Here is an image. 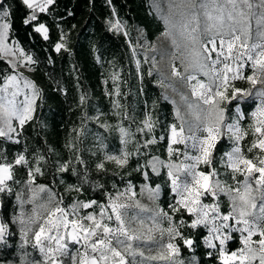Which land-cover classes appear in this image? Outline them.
I'll use <instances>...</instances> for the list:
<instances>
[{
    "label": "snow or ice",
    "instance_id": "6c2138e0",
    "mask_svg": "<svg viewBox=\"0 0 264 264\" xmlns=\"http://www.w3.org/2000/svg\"><path fill=\"white\" fill-rule=\"evenodd\" d=\"M20 2L30 10L23 20L24 25L30 26L35 33L42 34L43 39L48 40L49 29L40 21V14H50V6H53L56 0ZM166 2L169 7L167 15L163 14L158 2L156 7L161 12V19L165 24L163 35L171 37V75L179 78L191 93L192 99L181 93V101L192 119H186L179 106L175 108V116L180 125L179 131L176 124L171 125V144L168 152L169 155L174 151L179 154L180 150L173 149L172 145L183 144V161L179 164H165L153 156L145 165L138 166L134 171H142L143 167L150 166L152 172L160 175V167H166L171 191L179 197L175 204L169 205L171 212L178 213L183 209L190 217L194 215L195 218L191 219L190 223L181 220L178 226L174 225L169 213L158 208L148 209L138 200H134L137 193L132 191L131 185L117 196L108 194L106 203L92 199L87 202L77 200L70 206H61L63 198H57L50 188L45 185L34 187L35 174L43 175L39 166L33 169L23 154H19L13 163H8L5 161L3 150L0 149V193L13 192L8 183H18L14 180L13 168L16 165H24L28 166L29 178L25 187L32 195L25 201L23 191L16 193L21 206L24 203L35 204L41 199L40 193L47 194L46 202L38 206L46 215L38 211L37 207H33L26 218L22 212L12 221L18 220L21 225L24 245L29 244V233H32L31 246L41 254L39 261L23 260L22 264H154L157 261L162 264H184L183 260L177 259L179 247L171 242L165 244L162 239H156L153 232L160 230L163 236L166 231L170 241L179 237L185 246L193 248L194 239L191 236L185 237L179 229H196L198 226L207 229L205 244L208 248L217 250L223 264H229L230 261H239V264H253L258 261V264H264V87H256L257 84L264 83V0ZM5 4L6 0H0V59L9 57V74L0 73V138H4L5 142L19 143V140L14 138L21 135V131L17 129L22 130L24 125L33 119L40 92L31 81L22 79V75L18 74L19 68L28 67L35 61L18 46L17 41H13L11 45L7 43L12 20L10 6L6 7ZM110 23L113 30L120 31L122 24L119 20ZM124 34L127 35L126 32ZM62 41L63 36L61 42L55 44L56 52L65 49ZM152 50L155 51L154 48ZM133 54L135 55V49ZM177 60L183 71L177 67ZM145 62L152 63V69L148 72V75H152L155 57H151L149 61L146 56ZM137 66L139 67V61ZM235 81H246L251 87H237ZM160 82L162 84L163 80ZM26 89H31V92L25 91ZM21 95L23 99H19ZM164 98L169 99L167 96ZM83 101L82 96L81 102ZM248 101H256L255 109L250 113L241 110V105ZM115 106L121 107L118 103ZM248 119L253 123H249L245 128L242 121ZM141 123L143 127H138L137 132L144 133L147 130V133H152L157 121L153 120L151 114H146ZM118 130L121 143L126 145L129 131L124 127H119ZM203 133L206 135H202ZM249 135L253 138L246 152L259 150L251 157L246 155L240 146V142ZM225 137L233 145L231 150L219 159V163L226 170L223 173L226 178L214 179L222 175L215 167L214 150L220 139ZM154 143L155 137L145 139L137 148L136 154L140 155L141 149H147ZM189 149L197 154L190 155ZM131 155L122 150L120 155H106L105 159L124 168L128 165ZM42 159L43 157L38 158L37 165ZM202 164L207 166L206 169L198 170ZM96 167L98 170H104L105 165L100 162ZM229 169L230 172L227 171ZM58 170L68 171V166L60 165ZM142 175L145 180L149 179L147 171H142ZM97 187L103 188V185ZM68 188L80 191L79 187L72 185ZM146 190L149 199L155 201L158 198L159 185L154 189L143 185L140 194L143 195ZM221 194L227 196L231 202V210L224 215L221 214L219 202ZM122 197H127L133 202H121ZM205 197H211L216 202L205 203ZM82 209L93 211L82 215ZM130 209L139 211L132 212ZM144 213L151 215L145 216ZM162 219L168 221L170 226L167 229H160ZM230 220L235 223H229ZM233 233H240L242 247L229 253L225 246L228 241L234 239ZM9 235V225L0 220V242L6 244ZM253 237L258 238L254 240ZM214 241H218V244ZM152 246L157 249L156 255L146 256L145 250L151 252ZM208 255L213 256L214 253L209 251ZM189 264H197L195 257Z\"/></svg>",
    "mask_w": 264,
    "mask_h": 264
},
{
    "label": "trees",
    "instance_id": "16d2710c",
    "mask_svg": "<svg viewBox=\"0 0 264 264\" xmlns=\"http://www.w3.org/2000/svg\"><path fill=\"white\" fill-rule=\"evenodd\" d=\"M148 3L149 0H56L50 6V14H40V21L49 29V39L45 40L42 34L24 25L23 20L30 10L20 0H6L5 6H10L12 20L9 39L17 41L18 46L33 57L35 63L31 64L26 78L39 90L40 96L33 119L19 130L21 135L15 137L19 143L0 138V149L8 163L23 154L33 169L39 166L43 175L35 174V184L45 185L57 198L62 197L61 206H70L77 200L95 199L106 203L108 194L114 196L129 185L135 189L142 185L154 189L159 185L155 205L169 213L172 223L178 226L181 220L190 223L194 216L190 217L183 209L178 213L171 212L169 205L175 204L176 194L171 191L167 168L162 167L160 175H156L150 166L143 167L142 171L149 173L148 180L142 171H134L153 156L171 159L168 152L171 125L176 124L177 128L179 125L174 104L164 98L163 86L168 83L167 78L156 69L148 75L152 66L145 62L142 51L137 48V28H143L151 40L162 31L161 21L149 12ZM116 20L122 24L119 32L111 28L110 22ZM62 36L66 47L56 52L55 44L61 42ZM0 73L9 74L4 58L0 59ZM116 103L121 107L117 108ZM254 107L255 103L249 102L243 104L242 110L250 113ZM146 114H151L157 124L152 133L147 130L137 132L138 127H143L141 122ZM251 121H242V126L247 128ZM119 127L130 133L126 145L121 143ZM153 137L156 143L141 149V154L137 155V148L145 139ZM250 137L243 141V151L249 157L254 155V152H246ZM232 146L224 138L214 150V163L222 173L221 179L226 178L223 175L226 170L219 159ZM122 150L132 154L124 168L105 159L106 155H120ZM254 151L259 152L258 149ZM40 157L43 159L37 165ZM224 159L226 162L227 158ZM100 162L104 163V170L97 169ZM63 164L68 166V171L58 170ZM27 171L28 166H14V180L18 183L8 182L13 189L11 194L0 193V220L9 225L11 233L6 244L0 242V263L20 260L21 233L12 217L18 201L15 191L29 179ZM69 185L79 187L80 191L69 190ZM97 185H103V188ZM91 211L93 209H86L84 214ZM179 230L185 237L191 236L195 243L193 248H188L177 237L182 252L177 259L187 263L195 257L197 264H223L217 252L208 255L210 249L204 244L208 234L205 228L182 227ZM238 247V239H234L228 242L227 250L232 252Z\"/></svg>",
    "mask_w": 264,
    "mask_h": 264
},
{
    "label": "rangeland",
    "instance_id": "374dc122",
    "mask_svg": "<svg viewBox=\"0 0 264 264\" xmlns=\"http://www.w3.org/2000/svg\"><path fill=\"white\" fill-rule=\"evenodd\" d=\"M156 2H158L159 8L162 9L163 14L167 15L169 13V7H168V4H167L166 0H156ZM156 2H154V0H149L148 10L153 16H155L158 20L161 21L162 31L159 34H157L151 40L145 34V30L143 28H137L135 30L137 48L142 51L144 59L147 56V58L150 61L151 57H153V56L155 57V61H156L155 69L160 71L165 76V78H167V80H168V83H166L163 86V94H164V96H167L169 98L168 100L170 102L175 101L176 102L174 104L175 108L177 106H179L181 113L184 114L186 119L190 120V119H192V117L188 114L186 106L181 101V93H183L184 95H187L190 99H192L191 93H190L189 89L187 88V86L182 81H180L179 78L173 77L171 75V67H170V65H171V62H172L171 53L173 51V47H172V44H171V37L163 35V33L165 32V24H164L163 20L161 19V12L157 10ZM253 25H254V22H253ZM12 42L13 41L12 40L10 41V39L8 38L7 43L9 45H11ZM152 48H154L155 51H153ZM3 58L5 60L9 59V57H7V56H4ZM13 59H15V58H13ZM148 64L152 66L151 62H148ZM176 64H177V67H179L180 70L183 71V68L180 66L179 60L176 61ZM31 69H32L31 65L28 66V67H21V68L18 69V72L20 74H22V79H27L26 75L31 71ZM200 79H204V77H200ZM234 83L236 84L237 87H241V88H245V89L251 87V85H249L246 81H235ZM21 87H23L22 83H21ZM256 87L257 88L264 87V83H259V84L256 85ZM10 90H12V89H10ZM25 91H28L30 93L31 89H26ZM19 99H23V95H21L19 97ZM249 102H254L256 104V101H248L246 103H249ZM222 106H224V105H222ZM242 106H243V104L241 105V110H242ZM229 107H231V106H229ZM254 109H255V107L253 108V110ZM232 111H235V109L233 108ZM226 115H227V113H226ZM178 123L180 125L179 119H178ZM250 123H253V121H251ZM15 125H16V122L14 121V126ZM179 125H178V128H177L178 131H179ZM17 130L19 131L20 129L18 128ZM185 135H187V133H185ZM202 135H206V133H203ZM247 137L248 136H245V138H247ZM245 138H244V140H245ZM252 138L253 137L251 136L250 137V142H251ZM222 139H224V138H221L220 141ZM244 140H242L240 142V146L242 147V151H243V148H244L243 147V141ZM172 147H173V149H179L180 153L177 154L174 151L171 154V159L170 160H162L161 158L158 157L160 160L164 161L165 164H168V163L179 164L181 161L184 160L183 153H184V150H185V146L183 144H178V145H172ZM253 152H254V154H257L255 151H253ZM189 154L190 155H196L197 153L194 150L189 149ZM161 168L162 167H160V170H161ZM205 169H206V166L202 164V165L199 166L198 170H205ZM214 179H221V178L219 176V177H216ZM241 179H242V177H241ZM35 186H36V184L34 185V187ZM142 186H140L139 189H135L131 185L132 191L137 193V195L134 198V200H138L144 207H146L148 209H152V210L157 209L158 207H156L157 205H155V201L149 199V194H148L147 190L143 193V195L140 194V190H141ZM128 187L124 188L119 193L124 192L125 189H127ZM148 188H149V186H148ZM21 191H23V193H24V197L23 198H24L25 201H27L28 198L31 197V195H32L31 191H29L25 187V182L22 183L17 188V190L15 191V194L18 193V192H21ZM119 193H117L114 196H117ZM129 195H130V193H129ZM39 196L41 197V199H38L35 204L24 203L23 206H21L20 201H17V209H16L15 214H13L14 216L12 217L13 221L15 220L16 217H19L22 212L25 213V218H26V215L31 213L33 207H37L38 211H40L43 215H46L44 210L40 209L38 206L41 203L46 202L47 194L46 193H40ZM178 199H179V197L176 196V200H178ZM121 202L132 203L133 201L128 200L127 197H122L121 198ZM203 202H205V203H214L216 201L213 198H211V197H205ZM219 202H220V207H221V214L222 215L227 214L228 211L231 210V202L228 200V197L223 195V194H221V196L219 197ZM257 203L259 204V201H257ZM0 207H1V203H0ZM224 207L227 208V211H225V212L222 211ZM85 210L86 209H82L81 210V214L82 215L84 214ZM109 211H110V209H109ZM130 211L136 212V211H139V209H130ZM144 215L148 216V215H151V213H144ZM194 218H195V216H194ZM14 223L16 224V228L20 231L21 225L19 224L18 220L16 222H14ZM229 223H235V221L234 220H230ZM169 226L170 225H169L167 220H163L162 219L160 221V229H167ZM153 235L158 240L162 239L163 243H165V244L171 242V243L175 244L177 247H179V245L177 243V238H175V239L170 241L169 240V234L166 231H164L163 236H161V231L160 230H155L153 232ZM233 236H234V239H238L239 247L237 249H239L240 247H242V244L240 242V233H233ZM257 238L258 237H253L254 240L257 239ZM93 239H95V237ZM234 239H232V240H234ZM21 240L22 241H21L20 250H19V257H20L19 262H17V263H0V264H22L23 260H37V261H39L41 259V254L39 253V251L37 249L32 248V246H31V244L33 242L32 241V233H29V244H27V245L23 244L22 234H21ZM232 240H230V241H232ZM214 242L218 244V241H214ZM228 242L226 243V246H225L226 249H227V246H228ZM204 244H205V240H204ZM28 246H29V248H28ZM205 246L207 247L206 244H205ZM152 247H153V250L151 252L145 250V255L146 256L150 255V254L151 255H156L157 249H156L155 246H152ZM179 249H180V247H179ZM208 249H210V248H208ZM236 250H234V251H236ZM210 251L217 252L216 249H210ZM25 253H27V256H25ZM180 253H182V252L179 251V254ZM229 253H231V252H229ZM149 264H153V262H149ZM154 264H162V262L157 261V262H154ZM184 264H189V262H187V263L184 262ZM229 264H239V261H235V262L230 261ZM253 264H258V261H254Z\"/></svg>",
    "mask_w": 264,
    "mask_h": 264
}]
</instances>
